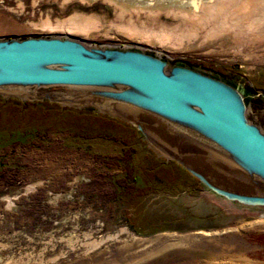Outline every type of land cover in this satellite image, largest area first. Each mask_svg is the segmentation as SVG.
I'll use <instances>...</instances> for the list:
<instances>
[{"label": "rangeland", "instance_id": "rangeland-1", "mask_svg": "<svg viewBox=\"0 0 264 264\" xmlns=\"http://www.w3.org/2000/svg\"><path fill=\"white\" fill-rule=\"evenodd\" d=\"M88 1L85 7L76 1L0 0V16L17 26L0 30V38L46 34L27 24L46 12L51 18L72 10L95 12L105 21L113 17L102 0ZM219 41L213 53L193 46L170 52L139 47L169 62L237 75L264 90V39L226 33ZM85 43L132 41L98 32ZM43 105L51 110L42 111L43 121L70 114V108ZM2 116L4 126L10 115ZM96 116L87 118L93 130L79 137L68 125L39 122L21 125L29 128L24 136L0 132V264H264V214L229 209L185 170L157 156L134 126ZM222 160L231 165L224 155ZM141 173L163 181L147 182ZM4 195L16 197L8 204Z\"/></svg>", "mask_w": 264, "mask_h": 264}, {"label": "water", "instance_id": "water-1", "mask_svg": "<svg viewBox=\"0 0 264 264\" xmlns=\"http://www.w3.org/2000/svg\"><path fill=\"white\" fill-rule=\"evenodd\" d=\"M0 90L116 116L207 195L264 214V103L254 101L262 91L139 46L53 34L0 38Z\"/></svg>", "mask_w": 264, "mask_h": 264}, {"label": "bare ground", "instance_id": "bare-ground-1", "mask_svg": "<svg viewBox=\"0 0 264 264\" xmlns=\"http://www.w3.org/2000/svg\"><path fill=\"white\" fill-rule=\"evenodd\" d=\"M75 1L88 6L86 0H61V4L67 6ZM102 3L112 9L113 17L108 21L95 12L72 10L54 18L46 12L38 21L28 20L27 24L46 34L84 42L91 34L100 32L104 37L121 36L134 46L145 44L169 52L189 46L204 48V53L219 52L215 47L221 46L219 39L226 33L247 40L264 39V0H143L142 3L102 0ZM16 27L14 22L0 16V30ZM15 197L2 198L10 204Z\"/></svg>", "mask_w": 264, "mask_h": 264}, {"label": "trees", "instance_id": "trees-1", "mask_svg": "<svg viewBox=\"0 0 264 264\" xmlns=\"http://www.w3.org/2000/svg\"><path fill=\"white\" fill-rule=\"evenodd\" d=\"M43 109V108H42ZM41 108L38 107H33L32 103L29 102H18V103H7L4 100L0 98V123H1V118L2 116V111H4L5 115H10L8 116L7 120H3L4 126L0 125V132L6 133L7 135L15 136V135H25L26 130L29 128H23L20 129L21 125L33 128L37 126L39 122V125L44 124L48 125L50 124V127L56 124L58 125H68V128L71 130L73 129V135L75 136H82L85 133L91 132L92 129V123L87 120L89 118L88 115H77V114H69L65 116L64 118L61 119L62 116L60 115H54L52 117H49L50 121H43V112ZM44 110V109H43ZM39 116V117H38ZM7 117V116H6ZM96 119H99L97 116H95ZM101 120V119H100ZM3 124V123H2ZM49 126V125H48ZM75 129V130H74ZM150 173V172H147ZM142 177L147 180V182L151 181L150 183H160L163 181L162 177L158 176L157 174L154 179H150L148 175H143L144 173H141ZM146 178H145V177ZM148 178V179H147ZM157 183V184H158ZM152 185V184H150Z\"/></svg>", "mask_w": 264, "mask_h": 264}, {"label": "flooded vegetation", "instance_id": "flooded-vegetation-1", "mask_svg": "<svg viewBox=\"0 0 264 264\" xmlns=\"http://www.w3.org/2000/svg\"><path fill=\"white\" fill-rule=\"evenodd\" d=\"M189 64H192V63H189ZM198 66H200L203 69H206L209 72H213V73L219 74L220 76H222V77H224V78L232 81L233 83H235L236 85H238V86H240V87H242L244 89L251 90L254 93H257L259 91H262L264 93V90L263 89L255 88V87H253L252 84H247L248 82H246L245 80L241 79L237 75L223 74L222 72H220L218 70L211 69L209 67H203L201 65H198ZM0 98L2 99V101L4 100L7 103H18V102L24 103V102H29V103H32L33 104V107L41 108V110L43 112L44 111H46V112H50L51 111L50 109H48L47 107H45L43 105V103H46V104H55L59 108H70L69 110H67V112H69V113L72 112L71 114H73V115L74 114H77V115H88V116L90 115V116H93V114H94L96 116V114H102V115H104V116H106L108 118H114V119H118L119 120V118L116 117V116H111L108 113L99 112V111H97L94 108H89V107L88 108H77V107H74V106L61 105L58 102H53V101H49V100H46V99H43V100H20L18 98H14V97H3L2 95H0ZM254 101L256 102L257 106H260V105H262L264 103V100L261 98V96L256 97V99ZM121 121H123V120H121ZM164 161H165V159H164ZM165 162L166 163L172 162V163L178 165L177 163H175L174 161H171V160L165 161Z\"/></svg>", "mask_w": 264, "mask_h": 264}]
</instances>
